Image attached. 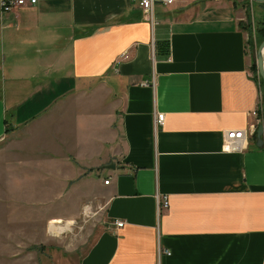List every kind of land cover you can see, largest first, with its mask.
Instances as JSON below:
<instances>
[{
  "label": "crops",
  "instance_id": "1",
  "mask_svg": "<svg viewBox=\"0 0 264 264\" xmlns=\"http://www.w3.org/2000/svg\"><path fill=\"white\" fill-rule=\"evenodd\" d=\"M236 6L155 0L153 27L137 0H36L0 13V139L10 128L63 132L70 120L60 183L76 165L97 173L84 183L101 229L77 264H264V132L261 147L248 137L223 150L260 100L256 29Z\"/></svg>",
  "mask_w": 264,
  "mask_h": 264
},
{
  "label": "rangeland",
  "instance_id": "2",
  "mask_svg": "<svg viewBox=\"0 0 264 264\" xmlns=\"http://www.w3.org/2000/svg\"><path fill=\"white\" fill-rule=\"evenodd\" d=\"M234 1L244 10L242 23L251 36L250 27L258 29L264 21V7ZM35 133L34 127L10 128L0 139V264H77L101 229L94 189L88 188L91 181L84 183L97 173L76 165L74 179L60 183L70 175L69 164L55 161L64 149L70 151V120L63 132L46 130L37 138ZM57 191V198H47ZM52 218L62 220L53 225L68 228L51 233Z\"/></svg>",
  "mask_w": 264,
  "mask_h": 264
},
{
  "label": "built area",
  "instance_id": "3",
  "mask_svg": "<svg viewBox=\"0 0 264 264\" xmlns=\"http://www.w3.org/2000/svg\"><path fill=\"white\" fill-rule=\"evenodd\" d=\"M139 9L146 21L152 25H156V21L154 20L153 14V5L155 0H137ZM176 0H161V3L165 6L172 5ZM36 0H0V13H10L15 9L25 7L27 5H34ZM130 58V55L125 52L118 58L116 65L120 62L126 61ZM260 78L258 76L257 85L259 84ZM259 88V85H258ZM260 100L258 102L257 107L251 111L248 116L254 120L255 122H251L246 130H239V131H227L224 133L223 136V150L226 152L229 151H239L242 150V146L244 141L248 137H253L256 134L257 128L260 125H263L264 122V107L262 104V94L259 88ZM164 123V115L157 114L154 120L155 127L162 126ZM110 183V178L108 177L103 181V184L107 185ZM169 207V201L167 196L162 195L157 198V210L158 212H162ZM114 225L117 228H120L124 225V222L121 220H115ZM163 253L169 254V250H162Z\"/></svg>",
  "mask_w": 264,
  "mask_h": 264
},
{
  "label": "water",
  "instance_id": "4",
  "mask_svg": "<svg viewBox=\"0 0 264 264\" xmlns=\"http://www.w3.org/2000/svg\"><path fill=\"white\" fill-rule=\"evenodd\" d=\"M255 3L263 4L264 0H252ZM256 66H257V72L258 76L261 79V81L264 83V39L261 41L257 48V54H256ZM264 122V120H263ZM264 132V125H260L257 128L256 131V139H257V146H262V135Z\"/></svg>",
  "mask_w": 264,
  "mask_h": 264
},
{
  "label": "trees",
  "instance_id": "5",
  "mask_svg": "<svg viewBox=\"0 0 264 264\" xmlns=\"http://www.w3.org/2000/svg\"><path fill=\"white\" fill-rule=\"evenodd\" d=\"M262 7H264V3L261 4ZM256 36H257V40L262 41L264 39V21L262 22L261 26L256 29ZM251 73H252V79L254 81H257L258 75H257V66H256V62L252 63L251 65ZM259 84V88L261 90V94H262V104L264 107V83L261 81V79L258 82ZM264 125V124H263ZM6 133H8L9 131L6 129L5 130ZM253 139L256 138V134L252 137Z\"/></svg>",
  "mask_w": 264,
  "mask_h": 264
},
{
  "label": "bare ground",
  "instance_id": "6",
  "mask_svg": "<svg viewBox=\"0 0 264 264\" xmlns=\"http://www.w3.org/2000/svg\"><path fill=\"white\" fill-rule=\"evenodd\" d=\"M55 226L56 227H53V228L50 229L51 230V233H58V232H61V231H63V230H65V229L68 228V227L64 228L62 226H57V225H55Z\"/></svg>",
  "mask_w": 264,
  "mask_h": 264
}]
</instances>
